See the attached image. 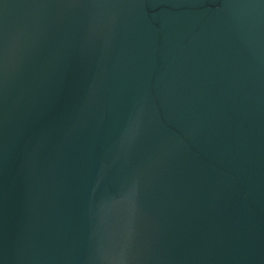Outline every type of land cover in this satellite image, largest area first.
Listing matches in <instances>:
<instances>
[{"label": "water", "instance_id": "95a60500", "mask_svg": "<svg viewBox=\"0 0 264 264\" xmlns=\"http://www.w3.org/2000/svg\"><path fill=\"white\" fill-rule=\"evenodd\" d=\"M0 264H264V0H0Z\"/></svg>", "mask_w": 264, "mask_h": 264}]
</instances>
